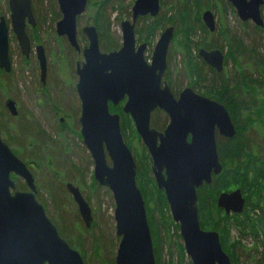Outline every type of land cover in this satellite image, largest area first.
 Masks as SVG:
<instances>
[{
	"label": "water",
	"instance_id": "1",
	"mask_svg": "<svg viewBox=\"0 0 264 264\" xmlns=\"http://www.w3.org/2000/svg\"><path fill=\"white\" fill-rule=\"evenodd\" d=\"M243 22L263 27L264 0H227ZM62 19L57 33L66 35L78 48L76 21L86 9L87 0H57ZM14 30L25 53L29 40L24 17H31V0H10ZM132 19L121 23L122 47L102 52L94 26L84 29L89 45L84 49V63L78 66L77 91L82 102L80 118L83 142L94 161V179L112 194L116 235L120 238L116 264H157L145 200L137 185V165L124 141L120 118L111 114L114 105L128 97L123 110L130 115L137 134L152 158V172L159 190H164L173 221L178 224L186 255L192 264H232L224 252L218 233L201 227L197 190L212 183L222 164L216 143V129L226 138L237 130L227 108L218 101L186 88L176 100L162 79L168 68L167 56L174 39V28L160 35L151 61L145 58V43L137 47L135 23L139 17H156L160 0H136ZM202 20L210 32L216 29L214 14L207 10ZM8 29L0 20V68L9 70ZM200 58L218 73L223 71L225 54L200 48ZM42 79L46 58L38 50ZM12 115L17 108L6 104ZM164 110L170 122L164 132L151 128V115ZM192 136L191 142L187 141ZM110 162V163H109ZM12 176L24 180L28 192L18 190ZM85 227L93 222L92 209L79 188L67 186ZM38 190L27 164L3 140L0 129V264H85L83 256L60 235L44 206L36 199ZM245 199L241 190L222 193L218 206L240 214Z\"/></svg>",
	"mask_w": 264,
	"mask_h": 264
},
{
	"label": "rangeland",
	"instance_id": "2",
	"mask_svg": "<svg viewBox=\"0 0 264 264\" xmlns=\"http://www.w3.org/2000/svg\"><path fill=\"white\" fill-rule=\"evenodd\" d=\"M1 1L3 0H0V9L3 8ZM119 1L122 4V9L118 7L120 6ZM135 1L136 0H109L108 4H106L104 9H102L103 19H106L109 24V33L111 38L119 40L117 45L122 43L121 22L131 19V9ZM193 2V0H161V10L158 17L160 18V16H162L161 20L163 21V26L154 31V35L151 37L148 36L151 31L150 25H152L154 20L158 19V17L155 19L149 18L147 21H139L137 24L139 28L143 27L142 32H144L145 36H147L146 39L149 38V48L146 51V57L148 60L151 59L154 47L161 33L167 27H173L174 39L170 45L167 59V75L170 83L174 85L177 90L183 89L186 86L197 85L199 87V91L197 92L214 99L215 97L210 96L212 93H209L206 90L211 89L210 87L214 89V86L210 85V82H207V80H212L214 76L210 73L206 82H203V79H199L196 73L198 69H202V67L198 65L200 64L198 50L200 48H205L203 45L205 43H212L213 45L225 47L224 50H221L220 48L215 49L221 50L225 54V58L228 57L227 60H229V62L228 65H224V73H226V76L228 75L229 78H232V81L230 82L232 85L235 81V75L240 70L234 55H228L232 49L229 41L231 42V38L234 35H238L244 38L247 47L254 48L262 46L263 49L264 28L262 31L257 30L256 25L252 21H248L246 23L247 25H244L243 21H241L238 17L235 8L232 7L227 0H198V3L195 4V6L193 5ZM184 3L185 7L182 9ZM52 5L53 9L56 10L55 0H35L36 15L41 22V25H46V27L43 28L45 31H49L51 25H54L61 18L59 17L56 21L53 20L55 15L52 16V14L48 12V8ZM207 10H210L216 18V30L214 32H210L212 35L205 31L207 27L205 28L202 21V15ZM261 12L264 20V7ZM89 13H95V11H89ZM87 17L84 18V21L87 20ZM93 21H95L94 18ZM101 30L103 29L101 28ZM226 30H228V34L226 33ZM51 46H49V65L51 73L53 72L56 74L58 61L53 55L56 50ZM262 49L260 52L263 55L264 52ZM14 59L15 62L18 61V65L16 67L18 74L17 76L13 75L10 77L8 82L10 83V89H13L12 86L14 83L18 86V90L14 93V95L17 98L20 113L19 117L14 118L5 109L4 101L6 96L10 93V90L4 85V79L0 77V127L3 125L2 130L5 133V139L7 140L8 145H10V148H12L13 151L15 150L14 153L17 156L19 155L17 152H20L22 155L20 157L26 159L27 161H36L38 162V165H41L37 157V153L39 152L37 147H39V145H35L37 147L34 146L35 142L38 143V140L42 143H46L50 140V138H52L55 142V150L60 147V140L63 143L65 142V144H68V142L72 143V147H74V149L72 152L70 150V154L73 164L69 166L67 162L60 161L61 158L58 157L60 160L55 166L56 168H54L58 171V173L62 172L64 174V177L61 178L62 181L59 180V176L53 171L54 169L49 170L44 166H42L41 169H37V182L40 185L41 204L45 207V209H47L48 217L56 225V227L61 230L64 237L59 232L60 235L64 239L67 238L74 244V246L79 248V250H77L70 244L72 248L80 252L86 264H111L115 260L119 244V238L116 236V223L114 220L115 204L112 194L106 187L93 184V162L90 159L88 151L83 146L81 139L78 138V136H73L77 130V126L73 124L71 115L66 112L69 114L67 116L66 113L59 109H57L59 113H56V110L54 115V113H51L50 107L43 106L46 105V103L38 106V101H34L36 98L34 97L35 92L33 91L35 87H32L33 90L27 89L30 87L27 86V79L30 74L29 69L27 66L23 67L20 65L19 56L16 54L14 55ZM256 63L257 59L252 55L243 57L240 60V64L245 68L244 71H246L248 76L254 79H260V69ZM70 68L74 71L75 65ZM70 68L66 66L61 69L63 78L70 80L67 81V84L71 82L69 72ZM17 79H21L22 82L16 83ZM75 81L76 78L74 80L72 79L71 85L75 84ZM55 83L61 85L63 83L57 80L54 82L52 79L49 81V87L51 88L50 94L52 95V99L57 101L58 92L56 90ZM251 87L254 90L256 86L251 84ZM259 89L264 90V87ZM214 90L219 91L218 88H215ZM66 92L68 94V100H70L72 98V92L70 89L66 90ZM60 94L65 93L62 91ZM213 95H217V93L214 92ZM254 98H256L255 94L251 95V98L245 96V103H253L251 100ZM258 102L260 105L259 112H247L243 107L234 106V110L238 116L237 120L241 126L243 135H245V129L249 127L254 126L259 129L264 125V118H259L262 117L261 113L263 111L264 102L261 100H258ZM72 106L73 104L68 109L69 111H72ZM77 114V116L80 115L79 112ZM62 117L65 119L63 122L60 121V118ZM254 118L256 121L255 123L257 124L251 123V119ZM128 121L129 120L127 118L123 117L121 126L122 124L124 125L128 144H130L134 150L136 160L143 166L140 170L143 174L140 185L142 192L145 194V205L147 206V212L150 215L148 217L149 223L152 230H156L155 228L159 226V232H162L164 239L166 237L164 242L165 246L163 248L164 258L162 261L164 260L165 264H168L170 260V242L167 237V232L171 233L172 236L179 233V228H176L178 224L173 221L169 207L164 205L163 195L161 191L158 190L153 176L150 177L147 172V168L149 169L150 166V162L147 159V151L145 150L140 138L138 139L137 137L138 134L135 131L134 123L132 120ZM31 141L33 143H31ZM229 149L232 150V147ZM65 150L67 151V147ZM235 150L236 149H233L229 152L233 154ZM81 161L85 168L84 172H86V177L80 188L82 192L87 195L93 214V222L90 229L85 228L75 202L65 189V182L74 177L75 172L72 170H75L77 166H81L78 165ZM229 168H232V165H227V169ZM225 181V191L241 190V182L238 180V177L232 176ZM245 183L246 184L244 185L246 188L244 189V196L246 197L247 206L244 213L237 215L238 217H236V221L247 222L249 220V223L254 227V233L256 235L251 232V228L245 229L244 232H241L240 229L233 227L231 234H226L223 242L225 244L226 252L228 251L231 255H233L234 264H264V247L259 248L260 244L258 245L257 243V235H260V232H264V216H262L260 211L256 208L259 199L264 196V182L260 180L258 175L250 173V176ZM52 193H57L60 197L54 198L52 197ZM263 202L264 197L260 201L261 206L263 205ZM208 213L207 217L208 215L211 216L213 211L209 208ZM162 219L165 221L163 222L166 224L167 228H161ZM201 219L204 220L205 217L201 216ZM206 227L210 230V226L206 225ZM102 235H108L107 242L109 248L107 252L101 249L102 247L98 250L94 247V245H92L93 242L97 238H101ZM170 238L175 245L177 242L183 244V240L179 241L176 237L171 236ZM68 240L66 241L68 242ZM172 251L174 254L173 260L176 264L178 261L176 246H172ZM189 263L192 264V261L186 255L185 251L184 256H182V261L179 264Z\"/></svg>",
	"mask_w": 264,
	"mask_h": 264
},
{
	"label": "flooded vegetation",
	"instance_id": "3",
	"mask_svg": "<svg viewBox=\"0 0 264 264\" xmlns=\"http://www.w3.org/2000/svg\"><path fill=\"white\" fill-rule=\"evenodd\" d=\"M108 2H109V0H87V5H86L85 11L80 16L77 17V21H76V40H77V43H78V48H75V47H73L70 44V42L68 40V37L66 35L60 36L57 33V23L62 19V13L60 12L57 0H55L56 10L53 9V5H52V6H50L48 8V12L51 13L52 16L55 15V17L53 19L55 21L57 19H59V17H61V18L54 25H51L49 31H45L43 29V28L46 27V25L45 26L41 25V22L39 21L37 15H36L35 0H31V17L29 18L27 15L24 17V30H25V33H26V35L28 37V40H29V46L27 47V53L24 52V50H23V48L21 46L20 40L18 38V35L16 34V32L14 30V25H13V20H12V11H11V7H10V0L1 1V4H2L3 8L0 9V20L4 19V22H5V24L7 26V29H8V43H9L8 51H9V58H10L9 70L6 71L5 69L0 68V77H2L4 79V85L9 88L10 87V83L8 82V79L10 77H12L13 75L17 76V74H18V72L16 71L17 70L16 67L18 65V61L15 62V59H14V55L16 54L17 56H19L20 65L23 66V67L27 66V68L29 69V73L30 74H29L28 79H27V84H28L27 86H30V87H28L27 89H32V87H35L34 90L32 89L35 92V94L33 93L35 95L34 97H36L34 101H38L37 102L38 106H40L43 103H46V105H43V106L50 107L51 113L52 114L54 113V115H55V111L57 109L61 110L64 113L68 112L71 115V119L73 120V124L75 126H77V130L75 131V134H73V136H75V137L78 136V138L81 139L83 146L86 148V150L88 151V153L90 155V159L93 162V166H94V161H93V159L91 157V154H90L87 146L83 142L82 131H81V127L82 126H81V123H80V118H81V114H82V102H81V99H80L78 91H77V84H78V81H79V76L77 74V68H78V66H82V64L84 63V49L89 45V39H88V36L86 35V33L84 32V29L89 27V26H94V28L96 29V32H97V35H98V40H99V47H100V50L102 52L108 53V52H111V51L119 50L122 47V43H120V45H117L116 48L114 47L113 49H110V50H103L102 47H101V43H102V39H101L102 30H101V28H102V26L99 25V24L100 23L102 24V21H105L104 19L101 20L103 18L102 9H104L105 5L108 4ZM119 4H120V6H118V7L121 8L122 4L120 3V1H119ZM160 10H161V0H160ZM89 11H93V12L95 11V13H89ZM158 16H159V14L156 17H158ZM85 17H87L86 21H84ZM156 17H154V18H152L150 16L139 17L137 22L135 23V36H136V43H137L136 45H137V47L139 45L143 44V43H145L147 45V48L145 50V58H146V60H148V58L146 57V51L149 48V45H148L149 44L148 43L149 38L146 39L147 36H145L144 32H142L143 27L139 28L137 23L139 21L140 22L141 21H147V20H149V18L150 19H155ZM214 17H215V15H214ZM93 18L95 19V21H93ZM131 19H132V11H131ZM131 19H129V20H131ZM203 24H204V22H203ZM215 24H216V18H215ZM109 31H110V29H108V32ZM116 40H117L116 43H119V40L118 39H116ZM49 46L53 47L56 50V51H54L55 54H53L55 56V59L58 61L57 62V67L58 68L56 70V74L53 73V72L51 73V70H50V65H49V59H50ZM39 48H42L43 53H44L45 58H46V74H45L43 79H42V73H41V68H40V60L38 58V50H39ZM206 50H214V49H206ZM198 56H199V54H198ZM151 58H152V56H151ZM199 58H200V56H199ZM167 59H168V56H167ZM225 60H226V58H225ZM148 61L150 62L151 59L148 60ZM167 64H168V60H167ZM73 65H75L74 71H73V69L70 68ZM224 65H225V61H224ZM66 66L68 68H70L69 72H70V76H71V82H72V79L74 80L76 78L75 84L71 85V82H69V84H67V81H70V80H67V79L63 78V75L61 73V69H63V67L65 68ZM207 66L210 67L211 69H213L216 73H218L211 66H209V65H207ZM167 70H168V68H167ZM167 70H166V72L164 74V77L162 79V82H163L162 86H164V83H167L168 86L171 89V92H172L174 98L176 100L179 99L181 92H183V90L188 88V87L192 88L195 93H197V94H199V95H201L203 97L212 99L210 97H207V96L202 95L199 92H197V91H199V87L197 85L186 86L183 89H180V90L178 89L177 90V88L170 83V81L168 79V75H167ZM223 70H224V68H223ZM219 73H221V72H219ZM50 79H52V81H54V82L57 80V81H60V82H62L64 84V85L63 84L61 85V84H56L55 83L56 90H57L59 95H60V92L62 93V91H63V93H65L63 95L64 96L67 95V97H68V94H67L66 90L70 89V91L72 92V98L70 100H68V101H65V102L60 100L59 96H57V101L52 99V95L50 94L51 88L49 87ZM21 82H22L21 79H17V81H16V83H21ZM12 87H13V89L9 88L10 93L5 98L4 107L9 112V114L11 116H13L14 118H17V117H19V113L20 112H19V107H18V101H17V98L15 97L14 93L18 90V88H17L18 86L14 83V85ZM9 100H12L15 103V106L17 108V115H15V116L11 114L10 110L6 106V104H7V102ZM127 100H128V97L126 96L117 105H114L113 102H109V111H110L111 114L119 116L120 125H121L123 117L124 118L129 117L130 120H132L131 116L125 114V112L123 110V107H124L125 103L127 102ZM212 100L217 101L216 99H212ZM219 103H221V102H219ZM72 104H73V106L71 107L72 111H69L68 109L70 108V106ZM221 104H223V103H221ZM57 112L59 113L58 110L56 111V113ZM78 112L80 113L79 116H77ZM68 113H66L67 116L69 115ZM64 120L65 119L63 117L60 118V121L63 122ZM132 122H133V120H132ZM169 122H170V117L164 110L156 109L151 115V128L156 129L158 132H164L165 129L167 128ZM233 123H234V121H233ZM234 125H235V123H234ZM2 126L3 125H1V127H0L1 133H3V135L5 136V133L2 130ZM134 126H135V124H134ZM235 127H236V125H235ZM236 130H237V128H236ZM121 131H122V126H121ZM135 131H136V129H135ZM122 134H123V132H122ZM236 135H237V133H236ZM123 137H124V134H123ZM138 137L140 138L139 135H138ZM232 139L222 136L219 133L218 129H216L217 151H218L219 160H220V163L222 164L223 170L225 168H227V165L229 166V165L232 164L231 162H228V159L223 158V155H224V153H223V150H224L223 144H225V146L228 145L226 147L228 148L227 152H229V148L232 145L231 144V140ZM140 140H141V138H140ZM191 140H192V136L188 135L187 141L191 142ZM32 141H31V143H33ZM124 141L126 142V144L128 145L129 149L131 150V152L133 154V157H134L136 165H137V170H138V163L139 162L136 160V156L134 154V150L132 149L130 144H128V141H127L126 137H124ZM59 143H60V145L59 144L58 145L60 147H58L55 150V152L56 151L57 152L60 151V153L62 152V154L59 155L60 157L64 156V157H70L71 158L70 150L72 152V150L74 149V147H72V143L68 142V144H65V142L63 143L61 140L59 141ZM35 145H37L36 142H35L34 146ZM35 147H37V146H35ZM66 147H67V151L65 150ZM68 147H69V149H68ZM144 148L147 151V152L146 151L145 152H146V154L148 156L147 159L150 162L149 168H150V172L151 173H150L149 176L150 177L153 176V178H154V175H153V172H152V158H151V155H150L149 151L146 149L145 146H144ZM17 154H19L18 155L19 157L22 156L20 152H18ZM20 158L27 164L29 170L33 174V177H34V180H35V184H36V187H37V190H38V194L36 195V199L40 203H42L41 196H40V185L37 182L38 178H37V172L36 171H37V169H41L42 166H44L45 168H48L49 170L50 169H54V168H56L55 166L57 165V163L59 161H56V162H53V163L50 162V161H47V163L38 165V163H36L35 161H27V160L23 159L22 157H20ZM78 165H81V166H79V167L77 166L76 169L80 168V171H77L76 169L74 170L75 171L74 177L71 180H68L67 182H65V189L71 195V193L69 192V190L67 188L68 184H72L74 187L79 188L82 196L84 197V199L89 204V199L87 198V195L85 193H83L81 188H80L81 184L84 183V179L86 177V172H84L85 168H84V165H83L82 161ZM53 171L55 172L56 175L59 176V180L62 181L61 178L64 177V174L62 172L58 173V171L56 169H54ZM215 176H217V175H213L211 184H213ZM93 178H94V176H93ZM154 180H155V178H154ZM19 181H20L19 184L15 181L18 190L21 191V192H28L29 191V187H28L27 183L24 180H22V179H19ZM94 181H95V179H94ZM155 183H156V181H155ZM96 184L98 185V183H96ZM205 185H207V184H204L203 186H205ZM156 186H157V183H156ZM203 186H201L199 189H201ZM207 186H209V185H207ZM157 188H158V186H157ZM199 189L197 190V194H198ZM160 191H162L165 194L164 190H160ZM231 192H233V191H225V190H223V191L219 192V194L215 198L214 197V191L209 189L210 199L214 198V201H212V202L210 201V204H209L210 209L213 211V213L211 215V217L213 219V222L214 223L219 222L220 225H222V226L223 225H227L226 227H229V229H230L229 235L231 234V232L233 230V223H232L233 219H232V216L233 215H241L242 213L245 212L246 206H247L246 205V203H247L246 202V197L244 196V192L241 189L242 195H243V197L245 199L244 209H243L242 213L237 214V213H234L232 211H230L229 213H226V210L224 208L219 207L218 206V199H219L220 195L222 193H231ZM71 197L73 199L72 195H71ZM263 197L264 196H262V198ZM143 198H144V195H143ZM261 199H259V202L257 203V204H259L257 210L260 211L262 216H264V202H263V205L261 206V203H260ZM144 200H145V198H144ZM73 201H74V199H73ZM45 210H46V214H47V209H45ZM146 211H147V208H146ZM216 213H217L218 217H217ZM170 214H171V212H170ZM223 217H228L227 220L223 219L224 223L222 222V218ZM147 219H148V212H147ZM199 219H200V214H199ZM82 222H83V220H82ZM83 224H84V222H83ZM148 224L150 226L149 219H148ZM84 226H85V224H84ZM204 230H206V229H204ZM150 231H151L152 243H153V248H154V237H153V230L151 229V226H150ZM208 231H212V232L218 233L221 245L223 247V250L230 257L231 263H233L234 257H233V255H231L230 252H228V251H227L228 253L226 252V248L223 246V243H222L223 240H222V235L220 234V232H218V230H215V229H210ZM240 231L244 232L243 230H240ZM179 233H180V231H179ZM244 234H246V233H244ZM257 236H258L257 237V243H258V245L260 244L259 248L260 247H264V232H260V235H257ZM119 242H120V238H119ZM114 262H115V260H114ZM156 262H157V260H156ZM114 264H116V263H114Z\"/></svg>",
	"mask_w": 264,
	"mask_h": 264
},
{
	"label": "trees",
	"instance_id": "4",
	"mask_svg": "<svg viewBox=\"0 0 264 264\" xmlns=\"http://www.w3.org/2000/svg\"><path fill=\"white\" fill-rule=\"evenodd\" d=\"M193 5L195 6V4L198 3V0H193ZM188 3H190L189 1H187ZM185 7V3L183 4L182 9ZM157 18V17H156ZM162 16H160V18L158 17V19H155L152 26L151 27V31L149 32L148 36H153L154 35V31H156L158 28L162 27V23L163 21L161 20ZM103 20V18L101 19ZM105 21H102V24L100 23L99 25L102 26V30L101 32V39H102V43H101V47L103 50H110L113 49L114 47H117V40L111 38L110 33L108 32L109 29V24L107 23L106 19H104ZM248 22V21H247ZM247 22H243L244 25H247ZM206 28V27H205ZM204 28V29H205ZM264 28L263 27H258L256 26L257 30L262 31ZM205 31H207L210 35H212L208 29L206 28ZM228 32V30H226V33ZM228 34V33H227ZM229 43L231 44V50L229 52V56L234 55L236 62H238V66H239V70L238 73L235 75V83L233 82V84L231 85V81L232 78L228 77V75L226 76V73H224V70L221 73H216L213 69H211L210 67H208L204 61H202L200 59V64H198L199 66L202 67V69H198V71L196 72L198 75L199 79H203V82H206V79L208 78L209 74L211 73L214 77L212 80H207V82H210V85L214 86L215 88H218L219 91H215L212 87H210L211 89H206L209 93H212V95L216 98L217 101L223 103L226 108L228 109L232 120L234 121L235 125L238 128V132L237 135L231 140V147L232 150L236 149L234 151L233 154H231L230 152H227V147L228 145L225 146V144H223L224 150H223V158L228 159V162H231L232 164V168H225L221 174L217 175L214 177V181L213 184L207 186H203L201 189H199L198 191V209H199V214H200V224L201 227L203 229L209 230L207 226H210V229H215L218 230V232H220V234L222 235V240L224 239V237L226 236V234L229 235L230 229L229 227H226L227 225H220L219 222L214 223L213 219L210 215L207 214L208 213V209L210 201H214V198L210 199V195H209V189L214 191V197L216 198V196L219 194V192L226 190V186H225V180H227L228 178L234 176V177H238V180L241 182L240 183V187L244 192V189L246 188L244 184H246L245 182L248 180V177L250 176V173H254L255 175H258V177L260 178V180H262L264 182V125L261 128H256L254 126L249 127L247 129H245V135H243L242 130H241V126L237 120L238 116L237 113L234 110V106L236 105L237 107H243L247 112H251V111H260V105L258 104V100H261L264 102V90H260L259 88H263L264 86V54L262 55V53L260 52V50L262 49L261 47H254V48H249L246 46V42L244 40V38H242L241 36L238 35H234L231 38V42L229 41ZM204 47L206 49H215V48H220L221 50H224V46H218V45H213L212 43H205L203 44ZM262 51L264 52V48L262 49ZM255 57L257 59V63L259 66V73L261 74V78L260 79H254L251 78L250 76H248L246 74V71H244V67L240 64V60L243 57H247V56H251ZM228 58V57H227ZM225 60V65H228L229 60ZM209 72V73H208ZM250 80V81H248ZM245 83V84H244ZM251 84L255 85V89L253 90V88L251 87ZM258 91V92H257ZM214 92L217 93V95H213ZM231 93V94H228ZM256 96V98H254L253 103H245V96L251 98V95ZM58 96L60 97V100L62 101H68V97L67 95H63V94H58ZM214 98V99H215ZM237 101V102H236ZM253 114V113H251ZM262 117L259 118H264V107H263V111H262ZM127 119L129 121L130 118L127 117ZM251 123L253 124H257L255 123V118L251 119ZM128 121V122H129ZM157 124V123H156ZM259 124V123H258ZM122 132L124 134V137H127L126 135V130L124 128V125L122 124ZM138 137V136H137ZM2 138L3 140L7 142V140L5 139V136L2 133ZM139 139V137H138ZM37 145H39V147H37V150L39 151L37 153V157L39 159V163L44 164L47 163V161L50 162H56L60 160L63 162H67L68 165H72L73 162L71 161L70 157H60L59 155L62 154V152L60 153V151H56L55 153V142L53 141L52 138H50L49 141H47L46 143H42L41 141H37ZM227 144V143H226ZM234 146V147H233ZM237 147V148H236ZM223 149V148H222ZM229 149V151H232ZM18 153V152H17ZM56 154V156H55ZM60 157V158H58ZM56 159V160H55ZM26 160V159H25ZM36 162V161H35ZM38 163V162H36ZM79 167V166H78ZM142 164L138 163V170H137V177H136V181H137V185L140 188L141 192H142V188H141V180L143 177V174L141 173V169H142ZM77 171H80V168L76 169ZM73 172H75L74 170H72ZM147 172L150 175V168H147ZM141 173V175H140ZM13 179L19 184L20 181L16 176H12ZM93 184L96 185V182L94 181V178L92 179ZM206 189V190H205ZM162 195H163V199H164V205L167 207L168 203L165 197V194L161 191ZM143 195L144 192H142ZM52 197L54 198H58L60 197L59 194H54L52 193ZM257 204V207L258 208ZM147 208V206H146ZM150 215L148 214V217ZM201 216H204L205 219H201ZM210 216V217H209ZM236 217H238L237 215H233L232 216V223H233V227L238 228L240 230L245 231V229H252L251 231L254 233V227L253 225H251L249 223V220L246 221H236ZM151 219V217H150ZM227 220L228 217H223L222 218V222L224 223V220ZM164 220L162 219V226L161 228H165L166 224L163 222ZM167 228V227H166ZM177 229L179 228L178 226L176 227ZM59 229V228H58ZM152 229V228H151ZM156 230H153V237H154V252H155V257L157 260L158 264H165V261L162 259L163 257V248L165 246V239L162 235V232H159V226H157V228H155ZM59 232L62 235L61 230L59 229ZM167 237L169 239L170 242V246H169V257L170 260L168 262V264H175L174 260H173V251H172V246H176L177 249V259L178 261L176 262V264L181 263L182 261V256H184L185 254V248L183 246L182 243L177 242L176 245L172 242L171 237H176L179 241H182L181 236L179 235V233L175 234L174 236L171 235V233L167 232ZM255 234V233H254ZM256 235V234H255ZM63 236V235H62ZM64 237V236H63ZM258 237V236H257ZM66 240H68L67 238H65ZM108 235H102L101 238H97L92 245H94V247L96 249H103L105 252L108 251ZM80 242V241H79ZM68 243L72 245V247H74L75 249L79 250L78 247L74 246L73 243H71L68 240ZM223 246L225 247L224 242ZM80 244V243H79ZM82 246V243H81ZM115 262L113 261L111 264H114ZM191 264V263H189ZM234 264V263H233Z\"/></svg>",
	"mask_w": 264,
	"mask_h": 264
},
{
	"label": "bare ground",
	"instance_id": "5",
	"mask_svg": "<svg viewBox=\"0 0 264 264\" xmlns=\"http://www.w3.org/2000/svg\"><path fill=\"white\" fill-rule=\"evenodd\" d=\"M245 84V83H244Z\"/></svg>",
	"mask_w": 264,
	"mask_h": 264
}]
</instances>
